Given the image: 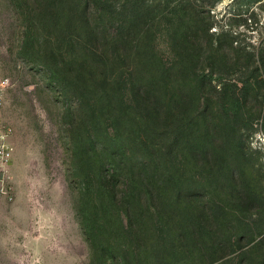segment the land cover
Here are the masks:
<instances>
[{
    "label": "rangeland",
    "instance_id": "rangeland-1",
    "mask_svg": "<svg viewBox=\"0 0 264 264\" xmlns=\"http://www.w3.org/2000/svg\"><path fill=\"white\" fill-rule=\"evenodd\" d=\"M0 74V264H264V0H0Z\"/></svg>",
    "mask_w": 264,
    "mask_h": 264
},
{
    "label": "built area",
    "instance_id": "built-area-1",
    "mask_svg": "<svg viewBox=\"0 0 264 264\" xmlns=\"http://www.w3.org/2000/svg\"><path fill=\"white\" fill-rule=\"evenodd\" d=\"M10 80L0 74V191L7 192L6 182L9 177V164L12 158V144L9 140L10 129L4 123L1 116V108L4 103V93Z\"/></svg>",
    "mask_w": 264,
    "mask_h": 264
},
{
    "label": "trees",
    "instance_id": "trees-1",
    "mask_svg": "<svg viewBox=\"0 0 264 264\" xmlns=\"http://www.w3.org/2000/svg\"><path fill=\"white\" fill-rule=\"evenodd\" d=\"M224 74L222 73V72H219L217 75H215L214 77L215 78H218V79H222L224 76H223ZM223 93H226L227 92V84L225 83V82H223ZM240 90L241 91H243V90H245V84L243 85V86H240ZM128 100H125V97H122V99L120 100V102L121 103H126ZM241 103H242V101H241V99H237L236 98V100H235V102L233 103V105H234V108H236V109H238V107L241 105ZM107 181H108V185H106V191L107 192H110L112 189H114V187H113V183H110V179L107 177ZM148 193V189L146 188V190H145V194H147ZM150 196H148V198H149ZM150 199V198H149Z\"/></svg>",
    "mask_w": 264,
    "mask_h": 264
}]
</instances>
